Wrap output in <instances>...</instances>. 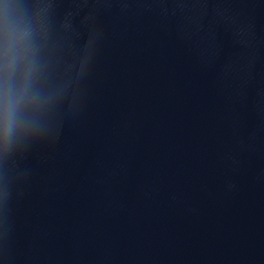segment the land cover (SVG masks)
<instances>
[{
	"label": "clouds",
	"instance_id": "clouds-1",
	"mask_svg": "<svg viewBox=\"0 0 264 264\" xmlns=\"http://www.w3.org/2000/svg\"><path fill=\"white\" fill-rule=\"evenodd\" d=\"M38 45L32 38V29L22 19L4 17L3 79L0 80V112L4 142L16 133L25 118L20 107L39 97L34 88L38 69Z\"/></svg>",
	"mask_w": 264,
	"mask_h": 264
}]
</instances>
